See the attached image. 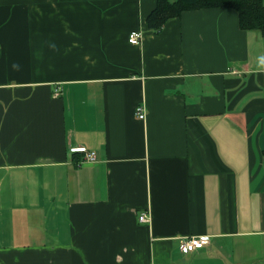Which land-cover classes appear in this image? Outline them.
Here are the masks:
<instances>
[{
	"label": "crops",
	"instance_id": "obj_1",
	"mask_svg": "<svg viewBox=\"0 0 264 264\" xmlns=\"http://www.w3.org/2000/svg\"><path fill=\"white\" fill-rule=\"evenodd\" d=\"M155 7L0 0V264H264V38Z\"/></svg>",
	"mask_w": 264,
	"mask_h": 264
},
{
	"label": "trees",
	"instance_id": "obj_2",
	"mask_svg": "<svg viewBox=\"0 0 264 264\" xmlns=\"http://www.w3.org/2000/svg\"><path fill=\"white\" fill-rule=\"evenodd\" d=\"M202 9H232L238 15L240 29L256 31L264 38V0H156L155 9L147 17V26L157 33L169 20Z\"/></svg>",
	"mask_w": 264,
	"mask_h": 264
},
{
	"label": "built area",
	"instance_id": "obj_3",
	"mask_svg": "<svg viewBox=\"0 0 264 264\" xmlns=\"http://www.w3.org/2000/svg\"><path fill=\"white\" fill-rule=\"evenodd\" d=\"M143 35L141 32H132L129 36V42L134 45L141 43ZM136 116L141 120H145L146 111L144 105H139L136 109ZM84 162L86 163H95L97 161V154L95 151L87 150L84 152ZM141 222H149V214L143 213L139 216ZM210 244L209 236L201 237H188L183 238L180 241L179 248L182 253L189 254L195 252L196 250L204 248L206 245Z\"/></svg>",
	"mask_w": 264,
	"mask_h": 264
}]
</instances>
